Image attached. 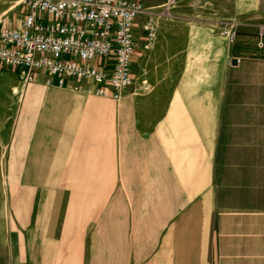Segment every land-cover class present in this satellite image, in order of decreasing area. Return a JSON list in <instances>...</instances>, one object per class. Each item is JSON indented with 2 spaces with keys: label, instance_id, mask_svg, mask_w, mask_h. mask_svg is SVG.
Instances as JSON below:
<instances>
[{
  "label": "crops",
  "instance_id": "0c3cea01",
  "mask_svg": "<svg viewBox=\"0 0 264 264\" xmlns=\"http://www.w3.org/2000/svg\"><path fill=\"white\" fill-rule=\"evenodd\" d=\"M248 3L237 13L241 21H232L233 43L221 34L225 26L195 23L178 36L165 28L141 48L135 66L137 80L147 83L146 101L130 102L127 94L116 102L95 99L33 84L55 90L46 103L55 108L57 221L62 195L77 179L89 190L148 191L146 259L105 263L101 242L100 264H264V36L256 47L264 9L257 0ZM79 129L89 138L78 146L73 136ZM78 148L100 153L71 151ZM103 199L101 234L108 215ZM59 233L70 250L72 228ZM47 236L43 245L50 247Z\"/></svg>",
  "mask_w": 264,
  "mask_h": 264
},
{
  "label": "rangeland",
  "instance_id": "374dc122",
  "mask_svg": "<svg viewBox=\"0 0 264 264\" xmlns=\"http://www.w3.org/2000/svg\"><path fill=\"white\" fill-rule=\"evenodd\" d=\"M248 1L159 0V7L154 9L153 0H143L145 8L153 14L154 41L162 37L165 28L176 31L177 36L179 31L195 23H204V27L211 29H216L217 25L226 28L232 21H241L237 13L243 3L250 5ZM21 3L22 0H0V26L7 21L10 25L17 22ZM260 7V10L264 9L261 4ZM143 41L139 30V50ZM146 85V80L139 78L136 91L125 96L130 102L146 101ZM50 93L55 94V90L38 85H30L21 92L17 78L0 73V264H66L68 260L70 264H100L101 242L105 263L115 262L117 257L121 260L123 256H128L132 262H141L147 257L143 253L147 247L149 225L146 189L89 190L83 188L82 179L79 182L77 179L73 183L74 189H67L62 195L64 204L60 206L62 213L59 210L60 221L55 218L52 207L55 188L51 187L55 185V172H52L55 168V108H48L46 103ZM51 97L55 100V95ZM39 111H47L46 116L38 117L36 113ZM73 138L79 146L89 136L79 129ZM71 151L76 155L100 153L99 150L81 148ZM103 194L105 204L108 203L103 209L108 215L102 221L101 234L100 202ZM66 210L70 211L68 219ZM150 223L152 232L157 235L158 222H155L157 229H154V221ZM70 227L74 236L70 237L69 250L65 246L68 239L56 233L61 235ZM47 234L53 237L50 247L43 245L51 239ZM128 250L131 253L125 255L123 251ZM68 251L71 252L68 254Z\"/></svg>",
  "mask_w": 264,
  "mask_h": 264
},
{
  "label": "built area",
  "instance_id": "2783aa9c",
  "mask_svg": "<svg viewBox=\"0 0 264 264\" xmlns=\"http://www.w3.org/2000/svg\"><path fill=\"white\" fill-rule=\"evenodd\" d=\"M233 26L221 31L230 43ZM139 30L145 50L155 24L142 0H22L18 22L0 27V70L21 89L39 84L118 101L137 89ZM263 36L261 25L258 49Z\"/></svg>",
  "mask_w": 264,
  "mask_h": 264
},
{
  "label": "water",
  "instance_id": "95a60500",
  "mask_svg": "<svg viewBox=\"0 0 264 264\" xmlns=\"http://www.w3.org/2000/svg\"><path fill=\"white\" fill-rule=\"evenodd\" d=\"M235 63H236V60H233V61H232V64H235Z\"/></svg>",
  "mask_w": 264,
  "mask_h": 264
}]
</instances>
